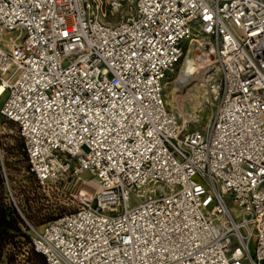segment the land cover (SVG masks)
<instances>
[{
	"label": "built area",
	"instance_id": "built-area-1",
	"mask_svg": "<svg viewBox=\"0 0 264 264\" xmlns=\"http://www.w3.org/2000/svg\"><path fill=\"white\" fill-rule=\"evenodd\" d=\"M192 40L222 75L195 130L166 100ZM1 83L29 173L78 204L37 226L0 147L44 264H264V0H0Z\"/></svg>",
	"mask_w": 264,
	"mask_h": 264
},
{
	"label": "rangeland",
	"instance_id": "rangeland-1",
	"mask_svg": "<svg viewBox=\"0 0 264 264\" xmlns=\"http://www.w3.org/2000/svg\"><path fill=\"white\" fill-rule=\"evenodd\" d=\"M119 16L120 14L118 17ZM190 49L191 47H188L186 55ZM198 51L199 50L193 46L190 55L193 56ZM213 66L218 65L214 64ZM181 70L182 63L178 74L172 79L171 83L167 85L166 100L168 108L176 111L182 123L190 130H195L199 127L211 124L219 105V100L215 97V88L212 86L218 88L221 84V73L218 68L217 70L214 68L213 71H215V74L205 87H202L198 82H194L189 88L183 87L182 91H185L187 88H195V91H193L190 96H183L181 100L184 102L182 104L183 107L179 109L176 105L178 101L175 100L173 96V89L175 88L174 84ZM7 96L8 91L0 98V110ZM0 147L5 158L6 170L9 175V184L12 187L21 209L26 213L28 219L35 222L37 226H42L57 215H62L66 212L78 209V204L73 201L70 195L71 191L69 185L63 184L60 185L58 189L50 191L38 187L34 177L29 173L24 147L18 136L15 125L5 120L1 115ZM82 179L89 184L88 189L94 192V189L97 187L95 178L89 173H85ZM92 180H94V182ZM5 182L3 167L0 163V198L9 209H12L13 206L10 201L8 186ZM19 221H21V218ZM20 227L23 234L15 235V238L12 240L0 241V264H39L40 260H44L42 255L38 259L34 254L35 251L29 243L28 234H25L26 236L24 237V233L26 232L24 231L25 228H23L22 222H20Z\"/></svg>",
	"mask_w": 264,
	"mask_h": 264
},
{
	"label": "bare ground",
	"instance_id": "bare-ground-1",
	"mask_svg": "<svg viewBox=\"0 0 264 264\" xmlns=\"http://www.w3.org/2000/svg\"><path fill=\"white\" fill-rule=\"evenodd\" d=\"M194 42H195L194 40L191 41V49L189 50L188 54L185 55L182 61L181 73L179 74L178 79L175 81L174 84L175 88L173 89V96L174 99L178 101L176 102V105L179 109H182L183 107L182 104L184 102L181 101L183 96L185 97L190 96L192 92L195 91V88L188 89L189 86H191L194 82L195 83L198 82V84H200L202 87L207 86L210 80L213 78V75L215 74V71H213V69L216 68L217 70L218 68V66H213L214 62L212 57L210 56V54L213 53V49L212 51L209 48L206 50L197 49L196 45H194ZM193 46L199 51L195 53L193 56H191L190 52ZM183 87H188V88L185 91H182ZM212 87L215 88L214 92H216L217 91L216 86H212ZM5 92H6V83H1L0 98L3 96ZM92 181L94 182V180ZM95 183L97 184V187H99L96 179H95Z\"/></svg>",
	"mask_w": 264,
	"mask_h": 264
},
{
	"label": "trees",
	"instance_id": "trees-1",
	"mask_svg": "<svg viewBox=\"0 0 264 264\" xmlns=\"http://www.w3.org/2000/svg\"><path fill=\"white\" fill-rule=\"evenodd\" d=\"M22 230L20 227L19 216L16 210L9 209L3 200L0 198V241L12 240L15 235H21ZM36 257L39 259L41 254L34 252ZM45 260H40L39 264H44Z\"/></svg>",
	"mask_w": 264,
	"mask_h": 264
}]
</instances>
